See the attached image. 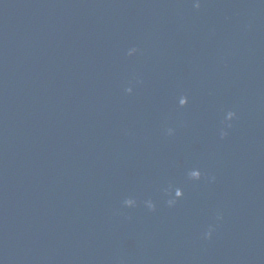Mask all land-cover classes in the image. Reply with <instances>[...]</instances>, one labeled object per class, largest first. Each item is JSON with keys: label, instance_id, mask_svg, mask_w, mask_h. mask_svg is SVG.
<instances>
[{"label": "water", "instance_id": "1", "mask_svg": "<svg viewBox=\"0 0 264 264\" xmlns=\"http://www.w3.org/2000/svg\"><path fill=\"white\" fill-rule=\"evenodd\" d=\"M0 264H264V0H0Z\"/></svg>", "mask_w": 264, "mask_h": 264}, {"label": "clouds", "instance_id": "2", "mask_svg": "<svg viewBox=\"0 0 264 264\" xmlns=\"http://www.w3.org/2000/svg\"><path fill=\"white\" fill-rule=\"evenodd\" d=\"M210 236V235H209Z\"/></svg>", "mask_w": 264, "mask_h": 264}]
</instances>
